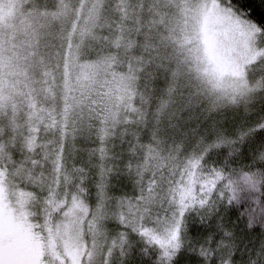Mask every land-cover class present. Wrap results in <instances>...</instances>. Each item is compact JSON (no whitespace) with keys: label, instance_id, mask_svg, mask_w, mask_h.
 Masks as SVG:
<instances>
[{"label":"trees","instance_id":"16d2710c","mask_svg":"<svg viewBox=\"0 0 264 264\" xmlns=\"http://www.w3.org/2000/svg\"><path fill=\"white\" fill-rule=\"evenodd\" d=\"M169 1L180 11L190 9L191 0ZM217 1L257 26L264 39V0ZM47 2L60 12L58 0ZM73 2L77 5L70 15ZM63 3L65 13L33 20L43 25V95L50 94L52 84L61 98L62 111L53 113L51 119L66 126L69 134L62 137L67 148L72 146L71 138L79 144L84 141L88 147L93 141L92 146L99 144L101 148L93 153L90 166L79 161L75 153L67 154L65 166L71 174L58 180L53 197L68 198L77 191L86 207H105L104 197L95 199L91 185L102 184V176L111 172L115 198L123 199L122 210L119 207L107 222L109 252L104 264H264V98L253 111L252 120H246L247 125L226 129L228 141L212 145L207 155L193 157L187 145V126L198 117L195 113L189 117L195 101L189 99L188 89L207 84L206 74L191 42L179 40L173 48L181 27L172 24L166 3L159 14L151 13L152 31L138 35L100 34L99 22L89 30L92 4L85 8L86 0ZM35 35L42 37L38 31ZM91 61L107 65L92 80L81 81L75 63ZM121 75L130 80L122 104L118 90ZM170 88L177 91L174 98L168 94ZM171 107L181 112L163 120L160 116L171 113ZM126 108L136 111V116L126 119ZM6 114L10 122L13 116ZM110 121L115 126L111 123L112 129L106 131ZM122 121L128 129L125 154L122 159L114 161L113 156L106 160L103 149H114L116 140L112 138L118 135ZM248 127V133L242 134ZM238 128H242L241 134ZM49 135L50 149L54 150L61 135L57 131ZM104 165L108 168L103 175ZM194 169L202 173L209 188L217 185L203 206L193 203L200 197L190 202V187L196 181H191ZM210 172L214 181L205 177ZM5 181L0 169V261L42 264L35 254L43 246L39 242L48 243L43 210L24 216L11 201ZM45 206L48 208V201ZM160 218L164 228L169 218L173 225L180 223L177 248L167 250L159 243L163 240L157 224ZM14 256L19 259L14 261Z\"/></svg>","mask_w":264,"mask_h":264},{"label":"rangeland","instance_id":"374dc122","mask_svg":"<svg viewBox=\"0 0 264 264\" xmlns=\"http://www.w3.org/2000/svg\"><path fill=\"white\" fill-rule=\"evenodd\" d=\"M58 1L59 13L56 7H49L47 0H0V169L3 170L11 201L24 216L43 210V227L48 243L39 242L43 246L37 248L40 250L35 254L37 261L42 264H104L109 252L107 222L114 217V212L119 211V207L122 210L123 199L119 196L115 198L113 176L111 172L106 174L108 165L100 171L106 174L102 176V184L91 185L95 199L99 195L104 197L105 207L87 208L84 198L77 191L74 194L71 192L68 198L53 197L59 187L58 180L71 174L65 166L68 155L75 153L79 161L90 166L93 153L101 148L99 144L92 146L93 141L88 143L91 147L84 141L75 143L73 138L72 146L67 148L65 137H62L64 133L69 134L65 132L66 126L51 119L53 113L62 111L61 98L55 94L52 84L48 87L50 94L43 95V25L33 20L48 14L65 13L67 6L64 0ZM91 1L86 0L85 4V8L90 3L93 7L89 30L99 22L100 34L138 35L151 32L154 24L149 20L151 13L155 11L159 14L166 3L172 24L181 27L177 28L181 32L172 42L173 48H177L179 40H188L193 44L197 59L203 65L206 74L204 82L207 84L188 89L189 99L195 101L193 111L189 110V117L193 113L198 117V121L188 122L189 128L187 126V145L191 156L199 158L204 153L207 155L212 145L214 148L230 139L226 129L247 125L246 120H252L253 111L264 98V39L257 26L247 23L217 0H191L190 9L186 11H180L169 0ZM76 5V2L72 3L70 15L75 13ZM183 25L186 27L183 28ZM37 31L42 37L35 35ZM75 52L76 49H73L72 54ZM75 64V71L85 82L102 73L107 65L104 61ZM129 86V78L119 76V103H123V95ZM168 94L174 98L177 91L170 88ZM195 96L196 99L191 98ZM171 108V113L160 116L163 120L167 115L181 112ZM6 113L13 116L10 122ZM123 114L126 119H132L136 111L126 108ZM111 123L115 126V122L110 121L104 127L106 131L112 129ZM119 128L118 135L112 138L116 140L114 149H103L106 160L113 156L114 161L122 159L125 154L128 129L124 121ZM241 129L238 128L239 134ZM249 130V127L246 128L242 134ZM51 131L61 135L54 150L50 149ZM107 137L111 140L108 134ZM199 165L202 164L199 162ZM205 177L209 181L215 180L211 172ZM168 180L172 185L170 176ZM191 181L195 182L190 187V202L197 197H200L199 201L193 203L198 206L209 201L217 185L209 188L198 169L192 172ZM47 201L49 206L44 209V202ZM38 217L42 222L41 216ZM169 219L165 220V228L163 218L157 219L159 231L163 233V240L159 243L167 250L177 248L180 226L179 222L171 224ZM16 259L19 258L14 256L13 260ZM0 263L6 264L7 261L2 259ZM25 264H29V260Z\"/></svg>","mask_w":264,"mask_h":264}]
</instances>
